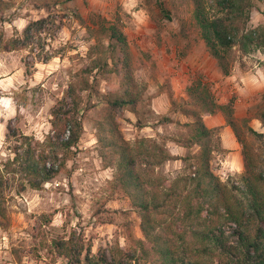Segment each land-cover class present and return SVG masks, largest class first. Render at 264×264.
Instances as JSON below:
<instances>
[{
	"label": "trees",
	"instance_id": "obj_1",
	"mask_svg": "<svg viewBox=\"0 0 264 264\" xmlns=\"http://www.w3.org/2000/svg\"><path fill=\"white\" fill-rule=\"evenodd\" d=\"M155 1L166 16L168 11ZM190 1L199 36L222 76L230 74L237 58L264 50V25L247 27L252 0ZM59 2L36 0L34 7L44 9L47 15L28 21L20 33L7 37L0 28V52L42 51L46 45L43 33L55 25L49 12ZM13 3L0 0L1 25L9 22L6 12ZM86 28L93 40L86 51L87 63L73 73L52 106L49 132L39 140L7 124V137L15 144L12 155L0 161V224L6 217L8 191L40 190L68 171L67 161L73 157L83 131L82 93L98 94L100 78L114 74L119 90L102 98L104 106L95 123V150L102 167L113 171L108 199L116 194L129 200L140 219L142 236L134 237L128 228L127 247L116 243L109 253L105 249L93 253L91 243L75 232L68 237L47 238L41 246L65 258L66 264H132L137 260L147 264H264V132L248 127L244 123L248 119L241 118L252 137L248 144L238 129L233 100L217 101L210 85L197 78L187 85V98L172 100L170 108L191 118L183 123L189 135L171 141L180 147L196 146L195 152L174 155L166 141L149 136L126 139L118 118L127 110L136 117L138 128L146 125L141 111L146 87L134 76L133 53L118 17L110 20L92 12ZM50 58L45 55L42 60ZM216 113L222 115L242 146L243 171L233 181L231 177L222 181L211 169V157L219 150L220 139L218 128L207 127L203 115ZM162 118L172 122L169 117ZM253 118L264 125V106ZM176 159L183 161L182 171L167 177L160 167ZM50 222L45 213L37 217L39 228ZM12 251L20 261L21 254L15 248Z\"/></svg>",
	"mask_w": 264,
	"mask_h": 264
},
{
	"label": "rangeland",
	"instance_id": "obj_2",
	"mask_svg": "<svg viewBox=\"0 0 264 264\" xmlns=\"http://www.w3.org/2000/svg\"><path fill=\"white\" fill-rule=\"evenodd\" d=\"M35 1L14 0L6 12L9 22L0 24L7 37L20 33L28 21L47 15L44 9L34 7ZM158 1L168 11L166 16L155 0H60L49 12L56 26L49 25L43 33L46 45L42 51L0 52V161L12 155L15 144L14 139L7 137L8 123L39 140L49 132L52 106L73 73L87 63L86 51L93 40L86 26L92 12L110 20L120 19L133 53L134 76L146 87V100L141 107L146 125L138 128L136 117L127 110L118 118L126 139L149 136L166 141L174 155L195 152L196 146L185 148L171 141L189 135V128L183 123L191 118L171 112L170 108L172 100L187 98L186 87L197 78L210 85L217 101L233 100L238 129L248 144L253 141L244 123L264 132V125L253 118L257 109L264 106V50L237 58L230 74L222 76L199 36L191 1ZM257 25H264V0H252L247 27ZM45 55L51 57L46 62L42 60ZM98 88V94L82 93L83 131L73 157L67 161L68 171L61 172L40 190L7 192L6 217L0 224V264H66L65 258L48 252L41 241L68 237L71 232L82 234L91 243L93 253L98 249L109 253L116 243L127 247L128 228L134 237L142 236L140 219L129 200L116 194L108 199V180L113 171L102 167L95 150V123L104 106L102 98L119 90V79L106 74L100 78ZM217 115L223 125L215 120ZM162 117H169L172 122ZM241 118L248 120L243 123ZM203 120L207 127L218 128L220 139L219 150L211 157V169L222 181L228 177L233 181L243 171L242 146L234 137L236 150L224 148L227 137L221 135V128L226 124L220 113L204 114ZM183 165L180 159L170 160L160 170L167 177H174ZM41 213L47 214L51 222L39 228L37 217ZM13 248L21 254L18 262ZM132 264L147 263L137 260Z\"/></svg>",
	"mask_w": 264,
	"mask_h": 264
},
{
	"label": "crops",
	"instance_id": "obj_3",
	"mask_svg": "<svg viewBox=\"0 0 264 264\" xmlns=\"http://www.w3.org/2000/svg\"><path fill=\"white\" fill-rule=\"evenodd\" d=\"M215 120L217 121V123L219 125H223L224 124L223 120H221L219 115H217L215 117ZM223 134L226 135V137H227L226 143L223 142L224 148L227 149V150H236L237 144L235 142L233 133H232V131H231L229 126H223L221 128V135H223Z\"/></svg>",
	"mask_w": 264,
	"mask_h": 264
}]
</instances>
